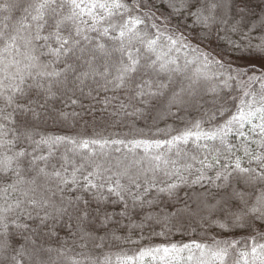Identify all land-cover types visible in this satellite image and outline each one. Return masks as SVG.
Instances as JSON below:
<instances>
[{"label":"snow or ice","instance_id":"snow-or-ice-1","mask_svg":"<svg viewBox=\"0 0 264 264\" xmlns=\"http://www.w3.org/2000/svg\"><path fill=\"white\" fill-rule=\"evenodd\" d=\"M242 2L245 3V8L240 9L241 19L231 24L232 32H242L243 27H249L245 23L247 0ZM142 6L143 0H30L26 6L21 3H8L7 0L0 3V12L11 13L13 9L23 12L15 22H12L11 15H5L4 21L0 22V182H4L3 187H0V199L3 200L0 203V264H35L37 249L33 247L29 251L27 243L17 246L16 242L17 236L30 241V237L24 235L30 231V225L19 222L22 216H26L28 220L33 219L29 206L33 210L41 209L44 212L40 219L42 224L67 213V207L56 205L50 196L44 195V190L50 191L47 189L49 182H55L57 188L63 191L61 185L81 187L82 177L85 191L95 189L99 202L108 199L102 191L104 185L93 180V177L104 179L101 165L93 163V171L85 174V164L90 162V157H84L85 162L79 166L70 161L67 155L63 157L66 164L73 165L70 178L66 175L68 169L63 164L59 169L52 165L49 170V158L54 154L57 145L67 141L74 146L75 151L76 148L89 149L90 144L103 146L107 141L83 140L78 143L69 137L44 135L37 140L35 136L38 133L34 127L19 119L26 113H31L33 118L38 117L36 109L32 107L33 102L29 99L33 88L40 89L49 98H54L66 87L69 73L78 72L74 80L79 84H84L89 78L99 77L104 81L105 88L111 85L115 89H127L133 98H155L164 97L169 89V84L161 80L162 76L171 83L175 76L184 73L189 64L200 61L202 68H197L192 76L187 77L190 81L187 88L181 87L179 92L172 91L169 98L171 104L182 103V93L192 89L202 78L209 79L203 69L210 65L214 64L222 69L219 75H226L227 80L248 76L249 70H259V76L251 75L247 80L249 84L260 82L259 93L245 91L244 97L250 99L242 98L235 112L222 107L219 110V116L224 118L222 123L205 131L201 130V125L197 122V131H185L183 136L173 137L167 143L179 140L187 142L192 136L197 140L213 142L210 151L215 155L207 167L219 166L216 179L223 183L217 187L224 189L225 195L216 205L205 207L210 211L219 208L226 215L224 223L219 225L221 228L229 224L234 227L253 228L257 222L264 227V35L258 43H252L248 34H243L242 38L247 41V47L233 58V62H243L237 63L235 68L232 67V62H224L223 53H218L220 60L210 59L208 55L200 53L197 59L186 60L182 67L178 58L171 57L173 49L168 48L165 51L160 45L161 33L155 23L151 27L157 28L156 33L151 37L147 32L142 34L141 26H146V18L137 14ZM167 6L172 10L170 16L186 15L195 25L211 29L229 24L233 19V10L239 4L238 0H168ZM250 31L264 33V15L259 18L258 24L251 25ZM167 39L175 46L180 44L183 34L179 39L172 36ZM181 46L189 47L187 44ZM42 49H46V52ZM196 51L193 49L194 54ZM69 55L75 56L81 62L79 67L64 60ZM42 56L50 59L42 61ZM61 61L64 66L58 68L57 64ZM233 71L235 76L232 75ZM227 80L224 81L225 86ZM71 103L76 104L77 100H71ZM237 137L240 138L239 143L233 142ZM134 143L138 147L144 145L149 151L152 147L149 141ZM42 146L47 148V155L43 154ZM161 146L160 141L155 142V147ZM29 147L32 148L31 152ZM204 147L209 148V145L205 144ZM38 151L41 154L37 155ZM245 158L248 165L254 163L256 166H245ZM151 160L156 162L149 169L153 172L162 164L170 163L160 154L152 156ZM115 175L119 178L112 182L114 186L108 187V193L115 194L123 202L124 210L120 215L126 216L128 203L125 194L131 196L134 202L140 201L143 204L144 201L142 196L132 193L120 180L127 178L137 188L141 185L137 183L138 176L131 175L128 167ZM107 179L111 181L112 177ZM174 187L175 185H169L168 190ZM148 190L145 189V194ZM160 191L166 189L161 188ZM12 193H18L23 199L12 197ZM84 203L87 204L88 201ZM88 217V211L81 209L77 217L81 240L94 239L85 223ZM111 220L112 216L105 213L102 223L107 226ZM113 236L119 239L114 233ZM30 242L35 245L34 241ZM81 247L87 245L82 244ZM192 247L185 244L179 249L175 245L164 248V255L159 259L165 264H178L185 259L181 253L187 249L189 255L186 259L192 264H264V243L257 244L254 238L250 250L247 251L238 250L236 242L230 241L217 242L213 248L195 244L194 247L200 249L199 256L191 251ZM45 251H55L62 264H112L108 255H104L101 260L100 257L81 254L83 258L76 259L68 255L69 250L66 248H48ZM160 252L159 248L144 250L139 253V259L143 260L146 256L155 259L154 253ZM234 254L237 258L231 259ZM121 264H136V257H125Z\"/></svg>","mask_w":264,"mask_h":264},{"label":"trees","instance_id":"trees-1","mask_svg":"<svg viewBox=\"0 0 264 264\" xmlns=\"http://www.w3.org/2000/svg\"><path fill=\"white\" fill-rule=\"evenodd\" d=\"M3 2L4 0H0V3ZM7 2L26 6L30 0H7ZM238 4L239 7L233 10V19L229 24L214 26L211 29L195 25L186 15L170 16L172 10L167 6L168 0H143L142 9L137 14L146 18V26H141L142 34L147 32L149 37L157 32L159 20L165 22V32L159 30L161 33L159 43L165 51L168 48L173 49L170 55L178 58L182 67L186 60H195L200 53L216 60L221 59L218 53H223L224 62L226 64L232 62V67L235 68L237 62L242 61L233 62V58L240 55L247 47V41L242 38L243 34L247 33L252 43H258L264 35L260 31H250L251 25L258 24L259 18L264 15V0H247L245 23L249 27H243L242 32L230 30L231 24L241 19L240 9L245 8L242 0H238ZM5 15H11L12 22H15L23 12L18 9H13L11 13L0 12V22L4 21ZM152 23H155L157 28H152ZM181 34L183 39L180 40V44L171 45L167 37L179 39ZM182 44H187L189 47H182ZM236 45L240 47L237 48ZM193 49L197 50L195 54ZM42 51L46 52V49ZM49 59L50 57L47 56L41 57L45 62ZM64 60L77 67L81 63L73 55H69ZM63 66V61L57 64L58 68ZM197 68H202L200 61L189 64L184 73L175 76L171 83L162 76L161 80L169 84L164 97L133 98L132 93L127 89H115L111 85L107 88L103 87L104 81L99 77L89 78L84 84H79L74 80L78 72L68 74L66 87L54 98L45 96L40 89L33 88L30 91L29 99L33 102L32 107L36 109L38 117L33 118L31 113H26L19 119L27 121L34 127L38 133L35 139L39 140L40 136L44 135L69 137L77 140L78 143L83 140L108 142L103 146L90 144L89 149L76 148L75 151H73L74 146L67 141L56 146L54 154L49 158V170L52 165L59 169L63 164L68 169L66 175L70 178L73 165L66 164L63 157L67 155L76 166L85 162L84 157H90V162L85 164V174L87 171H93V163L101 165L104 179L98 180L93 177V180L104 185L102 191L108 199L99 202L96 199L95 189L85 191L82 187L84 184L82 177L81 187L61 185L63 191L57 188L55 182H49L47 189L50 191L44 190V195L50 196L56 205L67 207L68 211L42 224L40 219L44 212L41 209L33 210L29 206L33 219L28 220L26 216L20 218V223L30 225V231L24 235L30 237V241H34L35 245L17 236V246L27 243L29 251L35 247L37 249L35 264L42 262L62 264L55 251L51 253L45 251L48 248H66L69 250L68 255L76 259H82L81 254L100 257L101 260L104 255H108L112 264H121L128 256L136 257V264H165L159 257L164 255L162 251L164 248H171L173 245L178 249L183 248L185 244L192 245L191 251L199 256L200 249H196L195 244L213 248L217 242L230 241L236 242L238 250L247 251L252 246L253 238L257 244L264 243V227H261L259 222L253 228L234 227L231 224L221 228L219 225L224 223L226 215L219 208L210 211L205 207V205H216L225 195V190L217 187L223 183L222 180L216 179L219 166L207 167L212 163V157L215 155L210 151L213 142L197 140L192 136L187 142L179 140L167 143L172 141L173 137L183 136L185 131H197L195 128L197 122L200 123L201 130L205 131L222 123L224 118L219 116L222 107L235 112L242 98L250 99L244 97L245 91L259 93L260 82L249 84L247 80L248 76L260 74L249 70L248 76L227 80L226 75L223 77L219 75L223 70L213 64L203 69L209 79L202 78L192 89L182 93V103L170 104L172 91L179 92L181 87L187 88L190 83L187 77L192 76ZM232 75L235 76L234 71ZM225 80L227 86L224 84ZM71 100H77V103L72 104ZM61 113L67 115L63 116ZM239 139L237 137L233 142L239 143ZM134 141H149L152 147L149 151L144 145L138 147ZM156 141H160L162 146L155 147ZM205 144H208L209 148H205ZM41 150L44 155L48 154L46 147L42 146ZM29 151H32L31 147ZM39 154L40 151L37 152V155ZM157 154L164 156L170 163L162 164L155 172L149 171L156 163L151 157ZM245 166L256 165L254 163L248 165L245 158ZM124 167L130 169L131 175L138 176L137 183L141 187L131 185L127 178L121 179L120 182L127 185L132 193L142 196L144 201L143 204L140 201L134 202L131 196L125 194L128 203L126 216L120 215L124 210L123 202H120L115 194L108 193V187L114 186L112 182L119 178L115 173ZM109 176L112 177L111 181L107 179ZM3 183L0 182V187H3ZM169 185L175 187L168 190ZM146 188L149 190L145 194ZM161 188L166 191L161 192ZM53 193L55 195H52ZM10 195L19 197L18 193ZM19 198L23 199V197ZM84 201L88 203L85 204ZM0 203H3L2 199ZM98 208L100 211H97ZM81 209H86L89 213L85 223L89 226L88 231L92 233L94 239H80L77 217ZM105 213L112 216L107 226L102 223ZM113 233L119 239L114 238ZM82 244H86L87 247H81ZM156 248L161 249V252L154 253L155 259L152 256L139 259L141 251ZM181 255L185 259L178 264H192L186 259L189 255L187 249ZM235 258L237 257L234 254L231 259Z\"/></svg>","mask_w":264,"mask_h":264},{"label":"rangeland","instance_id":"rangeland-1","mask_svg":"<svg viewBox=\"0 0 264 264\" xmlns=\"http://www.w3.org/2000/svg\"><path fill=\"white\" fill-rule=\"evenodd\" d=\"M157 25H159V30L160 31H163V32H165L164 30L166 29V24H165V22L164 23H162V22H160V20L157 22ZM211 52H212V50H210ZM237 63H243V62H237ZM257 72H258V74H260V71L259 70H257Z\"/></svg>","mask_w":264,"mask_h":264}]
</instances>
